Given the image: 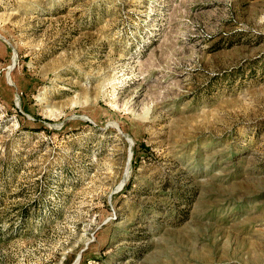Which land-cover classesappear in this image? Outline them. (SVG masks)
Returning a JSON list of instances; mask_svg holds the SVG:
<instances>
[{
	"label": "rangeland",
	"instance_id": "rangeland-1",
	"mask_svg": "<svg viewBox=\"0 0 264 264\" xmlns=\"http://www.w3.org/2000/svg\"><path fill=\"white\" fill-rule=\"evenodd\" d=\"M0 264H264V0H0Z\"/></svg>",
	"mask_w": 264,
	"mask_h": 264
},
{
	"label": "water",
	"instance_id": "water-1",
	"mask_svg": "<svg viewBox=\"0 0 264 264\" xmlns=\"http://www.w3.org/2000/svg\"><path fill=\"white\" fill-rule=\"evenodd\" d=\"M8 78L10 79V73H9V75H8ZM128 140L131 141L130 138H128ZM131 143H133V142H131ZM131 154H132V152H131ZM80 258H81V256H79L78 260H79Z\"/></svg>",
	"mask_w": 264,
	"mask_h": 264
},
{
	"label": "bare ground",
	"instance_id": "bare-ground-1",
	"mask_svg": "<svg viewBox=\"0 0 264 264\" xmlns=\"http://www.w3.org/2000/svg\"><path fill=\"white\" fill-rule=\"evenodd\" d=\"M129 137V136H128ZM130 138V137H129ZM131 139V138H130Z\"/></svg>",
	"mask_w": 264,
	"mask_h": 264
}]
</instances>
